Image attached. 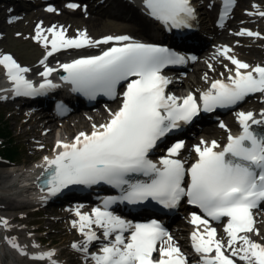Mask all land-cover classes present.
<instances>
[{
    "label": "snow or ice",
    "instance_id": "snow-or-ice-1",
    "mask_svg": "<svg viewBox=\"0 0 264 264\" xmlns=\"http://www.w3.org/2000/svg\"><path fill=\"white\" fill-rule=\"evenodd\" d=\"M233 3L234 0H222L221 19L228 15ZM143 4L148 15L166 26L190 27V21L195 19L190 0H143ZM67 6L77 7L72 3ZM257 14L264 17V11ZM47 31L52 34L51 40L42 37L43 29L39 25L33 38L51 44L49 56L62 48L131 40L127 36H106L93 41L82 32L76 38H66L64 30L57 31L55 26ZM237 35L259 37L260 33L242 29ZM229 52V48H223V55L235 66L234 75H229L227 81L213 80L198 99L191 92L182 98L166 93L171 81L161 74V69L184 63L185 57L159 45L121 43L100 55L80 57L60 65L67 73L61 79L70 83L73 91L90 99L99 94L115 98L117 86L122 82L126 85L121 104L118 110L110 112V119L99 126L93 125L90 134L80 132L71 143L57 141V147L62 150L54 158L44 157L47 167L41 173L46 177L44 184L51 195L69 185L104 183L119 190L118 196L105 197L102 207H94L91 214L76 209L79 219L73 221V227L82 233L84 240L71 247L87 254L89 244L99 239L93 225L102 229L107 241L99 253H91L94 264H186L180 249L173 245L172 237L160 223L155 220L133 223L109 211L117 201L138 204L149 199L174 208L182 197H187L189 204L198 206L213 221L228 218L224 230L229 238L227 247L231 257L238 256L246 264H264V245L252 241L248 235H238L255 230L253 210L264 203V133L253 128L264 125V111L260 119L251 111L237 113L241 131L237 135L229 133L222 148L215 140L210 143L202 140L194 145L197 158L191 167L185 168V161L178 158L185 147L180 140L167 148L158 163L149 159L158 141L180 128L182 123L191 122L201 111L236 105L250 94H264V66L250 67L228 55ZM40 63L44 64V60ZM0 65L12 84L13 95L35 96L58 87L47 79L55 69L45 66L39 73L44 77L43 82L34 86L23 75L29 69L21 67L10 55L0 56ZM220 127L226 126L221 123ZM137 175L146 179H135ZM186 176L187 187L184 186ZM191 223L205 226L203 232L198 229L191 234L195 252L202 254V264H235L225 255L222 250L225 245L216 239V230L208 226V219L193 213ZM0 224L8 226L6 220H0ZM126 232L129 233L127 238ZM113 235L114 239L109 240ZM165 236L167 246L159 247L160 259L154 260L157 242ZM237 241L239 247L234 246ZM8 243L23 254L14 238ZM33 247L39 246L33 244ZM213 251L214 255H207ZM53 256L54 250H48L35 253L31 258L57 264Z\"/></svg>",
    "mask_w": 264,
    "mask_h": 264
},
{
    "label": "rangeland",
    "instance_id": "rangeland-1",
    "mask_svg": "<svg viewBox=\"0 0 264 264\" xmlns=\"http://www.w3.org/2000/svg\"><path fill=\"white\" fill-rule=\"evenodd\" d=\"M97 3H93L90 8L86 11L78 10L77 12H61L58 17L53 19L52 17H47L46 22L54 20V22L58 24H62L67 28L70 34L75 35L76 33H85L88 37L92 34L94 35H105V34H114V33H121V32H129L136 36L141 35L139 31V26L134 22L123 21L121 19L114 18V16H109L102 14L100 20L96 23H92L90 26H85L83 23H80V18L83 20V17L88 14L94 16L97 14V10L95 9ZM62 6V5H60ZM41 4H35L27 7L24 10L17 11L18 20L14 21L13 23H8V20L11 19L10 16L5 15V8L0 10V32L4 35L0 37V52L2 51H10L12 52L21 62L26 63L28 65L35 64L37 57L40 55L41 49L36 45L34 41V30L32 29V23L35 19L39 17L38 13H40L39 9H41ZM101 9L105 8V5L100 7ZM37 9L38 13L33 14V10ZM264 11V0H240L238 7L236 9V14H240L232 19L231 22L237 21V18L240 21H243V24H239L238 26L251 28L256 30V28L264 29V18L260 21H255L256 17L258 16L257 13ZM243 13H249L251 16H255V18H247L244 16ZM55 15V14H54ZM247 16V15H246ZM230 22V23H231ZM236 24V23H233ZM238 26L230 25L225 30V33L229 32V30L235 29ZM87 28V29H86ZM224 44L227 45L228 48H232L234 54L239 57L244 58V60L250 62H258L262 61L264 63V50L260 48L261 52L258 53L257 51H253L246 49L247 46H255V42L252 40H245L243 41L240 37L230 36L227 40H225ZM260 47L264 48V43H259ZM253 51V53H252ZM252 53V54H248ZM202 61L197 62L194 67L198 66ZM203 63V62H202ZM226 61H220V65L218 66L217 70L218 73L226 71ZM224 70V71H219ZM201 69H198L200 72ZM194 80H198L199 78L194 75ZM198 82H195V85H198ZM194 85V86H195ZM175 88L182 89V86L178 85ZM17 110L13 105H1L0 104V115L6 125L7 130L10 131L12 137L11 140L15 146H17V160L16 163L26 162L31 159L33 156H38L40 150H36V147H32L31 144L25 143V138L28 136H24L22 132L24 129H28V125H20L22 123V115L15 113ZM83 113L92 112V110H82ZM75 113V112H74ZM73 114V113H72ZM83 117V116H82ZM67 119V127L76 128L81 126L79 123H75L73 120V115L68 114L62 119ZM56 119H60V117H55ZM84 123L87 124V121L83 117ZM64 122V121H63ZM82 123V122H81ZM62 129H59V131ZM65 130V129H64ZM75 130V129H73ZM54 133V132H53ZM60 134V133H59ZM69 134V133H68ZM60 135H65L64 133ZM52 138H49L48 143L51 141ZM19 164L9 163V162H2L0 163V173L1 172H8L12 168H16ZM8 180L6 178L3 181V184ZM1 190V186H0ZM1 196V195H0ZM3 200L0 201V204H3ZM10 208L0 209V218H10L12 215H16L20 222H16L13 218L12 225L16 226V231L19 235L24 236L26 233L25 231H30L31 228L37 227V232H34L33 235H42L45 237V244H48L49 241L53 243L55 247L60 250L61 256L63 259L68 261V264H77L74 262L76 259L73 253H70L69 250V242L72 240H80L81 233L76 231L74 227L70 224L72 223L73 217L70 216V220L68 218L62 217L61 219H57L62 210L60 207H48L44 210H40L39 212H29L24 216L25 212L28 211V208H23L21 205L11 204ZM65 212V211H63ZM70 225V226H69ZM15 231V232H16ZM16 232V233H17ZM264 236V232L262 233ZM68 252V253H67ZM24 264H32L25 262Z\"/></svg>",
    "mask_w": 264,
    "mask_h": 264
},
{
    "label": "bare ground",
    "instance_id": "bare-ground-1",
    "mask_svg": "<svg viewBox=\"0 0 264 264\" xmlns=\"http://www.w3.org/2000/svg\"><path fill=\"white\" fill-rule=\"evenodd\" d=\"M133 1H135V0H133ZM133 1L132 0H99V4H97V6H96L97 14H95L94 16L85 15L83 17V20L80 18V21H81L80 23H83L86 27L90 26V25H92V23H95V22L97 23L100 20V17H102V14H105V15H109V16H114V18L121 19L123 21L134 22L135 24L140 26L142 29H145L148 26L145 23L142 15L139 14V12L137 11ZM103 5H105V8L101 9L100 7L103 6ZM3 7L4 6H2L1 8H3ZM45 7L47 8V5ZM61 9L68 11L64 7L61 8ZM33 11H34L33 13H35V14L38 13L37 9H35ZM56 14H58V13H56ZM56 14L54 15L53 13H49V11H47V12L40 11V13H38V15H39L38 18L42 19V16H45V17H49L50 16L53 19L54 18L56 19L58 17ZM59 14H60V12H59ZM39 26H40V28H42L41 25H39ZM48 27H50V26H47V28L43 29L42 37H43L44 34H48V31H47ZM51 27H53V26H51ZM76 37H74V38H76ZM225 38L228 39L229 36L226 35ZM39 42H40L41 45H45L43 40L39 41ZM221 47L223 49L225 46H221ZM245 48L248 49V50H251V48H253L254 49L253 51H257L258 53L261 52L256 46H252V47L248 46V47H245ZM253 51H252V53H253ZM252 53H248V54H252ZM222 55H223V53H222ZM228 55L233 56L232 54H229V53H228ZM218 56H219V54H218ZM218 56H217L216 50H214V48H213L211 53L205 52L204 54L201 55V58H203V63L204 64L200 63L197 66L198 68H203V71H202L201 74H204L205 71L208 72V73L217 72L215 67H216V65H218V60H219ZM57 59L58 58L48 59L49 65L52 66L53 63ZM205 61H207L206 64H205ZM210 65H211V67H209ZM197 67H195V68H197ZM35 70L36 71L39 70V66L38 65L31 66V71H35ZM225 75H226V73H225ZM225 75L223 74V75L217 76V78H225ZM198 82L200 83L199 80H198ZM181 84H182L183 89H190L191 86L194 85L192 83V81H190L188 78L183 79V83H181ZM260 102L264 103V99L261 98ZM71 115H73V120H75L74 122L75 123L77 122V123L81 124V126H79L77 128H76V126H75V128L67 127V122L68 121H67L66 118L65 119H56L55 120V119H52V117H48V115H45L44 113L36 111V110H33L32 112H28V113L24 114V117L22 118V123H20V125L22 126V125L26 124V125H28V129H24L22 134L24 136L31 135V136H28V137L25 138V140H24L25 143L33 144V143H35L37 141L49 140V138H51L53 136V132L54 131L57 132L58 137H60V134H62V133H64L65 135H68V133H69L70 137H75L76 133L89 132V129H92L93 125L99 126L100 124H103V123L107 122V120L102 116V117L96 119V122L93 121L92 123L89 120L85 119L87 121V124H85L84 120H82L83 117L80 114V112H75V113H73ZM93 115L95 116V114H93ZM59 129H62V130L59 131ZM73 129H75V130H73ZM205 133H206V131H205ZM214 133L218 134L220 139H223V135H222L221 129H218L217 127H214ZM206 136L209 137L210 134H207ZM9 173H10L9 171L8 172L4 171V172L0 173V186H1V190L0 191H2L5 194H8V196L9 195L20 196V194H22V189L20 187L16 186L14 178L11 179V181L9 183H6V184L2 185L3 181L6 178H9V177L11 178L12 177L11 173L10 174ZM10 178H9V180H10ZM0 201H1V199H0ZM11 204H12V202L5 201V202H3V204H0V209L10 208L12 206ZM72 209H73V212H75V214H76V209L77 208L76 207H72ZM79 211L81 212L80 209H79ZM1 214H6V213H1ZM255 214H256V216L262 218V216L264 215V209L255 210ZM255 214L253 215L254 217H255ZM78 219L79 218L77 217L76 221ZM225 221L228 222V220H225ZM186 225H187V227H188V229H189L191 234L194 231H197L198 229H199L200 232H203V230L205 228L204 225H195V224L191 223V218L190 217L187 218ZM211 228H212V226H211ZM1 230H2V225H0V244L1 245H5V243L1 239L2 238L1 237ZM248 236H249V238L252 241H256L255 240L256 234H252V232H251V233L248 234ZM173 245L177 246L179 248L178 245H176V244H173ZM164 246L166 247L167 243ZM4 248L5 247H3V249Z\"/></svg>",
    "mask_w": 264,
    "mask_h": 264
},
{
    "label": "trees",
    "instance_id": "trees-1",
    "mask_svg": "<svg viewBox=\"0 0 264 264\" xmlns=\"http://www.w3.org/2000/svg\"><path fill=\"white\" fill-rule=\"evenodd\" d=\"M9 134L10 133L7 131L5 124L0 118V136L6 139L5 140L6 142L2 145L1 151L3 152L5 156L9 158H13L16 153V148L13 144L9 142V139H10Z\"/></svg>",
    "mask_w": 264,
    "mask_h": 264
}]
</instances>
